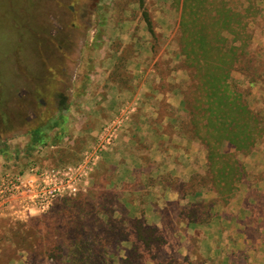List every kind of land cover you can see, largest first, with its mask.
Instances as JSON below:
<instances>
[{
	"label": "rangeland",
	"instance_id": "1",
	"mask_svg": "<svg viewBox=\"0 0 264 264\" xmlns=\"http://www.w3.org/2000/svg\"><path fill=\"white\" fill-rule=\"evenodd\" d=\"M129 56L182 90V104L167 112L207 152L203 171L177 185L182 201L161 204L160 224L140 217L165 236L148 248L137 240L140 260L135 226L126 223L138 217L128 216L115 183H104L115 173H96L138 102L124 103L102 124L90 110L95 75L117 77ZM117 119V140L87 190L45 213L0 205V264H82L85 248L105 253L107 264H264V221L252 230V251L210 246L236 236L211 235L216 212L235 223L234 232L240 215L256 221L264 214V0H0V172L77 161ZM155 195L135 198L139 209ZM84 256V264H96L93 254Z\"/></svg>",
	"mask_w": 264,
	"mask_h": 264
},
{
	"label": "crops",
	"instance_id": "2",
	"mask_svg": "<svg viewBox=\"0 0 264 264\" xmlns=\"http://www.w3.org/2000/svg\"><path fill=\"white\" fill-rule=\"evenodd\" d=\"M125 59L124 68L117 71V77L109 70L105 71V75L98 73L94 77L90 110H93L94 118L100 124L117 114L124 103L132 105L138 102L136 112L130 115L131 119L125 125L116 146L104 153L96 173L103 176H107V172L115 173V180L104 183H115L114 186L121 190L128 216L143 217L151 224H160L161 204L164 201L178 200V197L182 201L183 194L177 185H187L195 173L203 171L207 152L191 140L188 133L182 132L181 126H177L178 118L167 112V109L176 105V101L178 104L183 102L182 90L171 84L170 76L167 78L163 73L151 70L141 63L140 58L137 60L129 56ZM130 65L136 68L132 69ZM123 70L125 73L122 74ZM173 179L176 184H173ZM140 195L143 198L155 195V199L146 200L142 205L143 209H139V201L135 198ZM236 221L237 229L234 232L231 231V226L235 223L232 220L225 222L222 212H216L212 218L211 235L219 238L221 235L234 234L235 241L228 245L229 238L227 242L215 246L213 240L211 245L208 240L206 245H210L212 251H226L227 248L237 252L246 249L252 251V230L260 228L264 214L255 221L253 215L245 213ZM188 224L192 225V222ZM248 226L249 229L246 230Z\"/></svg>",
	"mask_w": 264,
	"mask_h": 264
},
{
	"label": "built area",
	"instance_id": "3",
	"mask_svg": "<svg viewBox=\"0 0 264 264\" xmlns=\"http://www.w3.org/2000/svg\"><path fill=\"white\" fill-rule=\"evenodd\" d=\"M118 129V119L104 126L99 140L77 161L55 166L32 162L22 170L5 167L0 172V205L15 203L28 213H45L60 199L87 190L102 154L117 140Z\"/></svg>",
	"mask_w": 264,
	"mask_h": 264
},
{
	"label": "trees",
	"instance_id": "4",
	"mask_svg": "<svg viewBox=\"0 0 264 264\" xmlns=\"http://www.w3.org/2000/svg\"><path fill=\"white\" fill-rule=\"evenodd\" d=\"M206 36L207 35L205 34V37ZM205 37L204 38H201L200 42L205 41L207 39V37L206 38ZM213 90H214V87H213ZM208 95H210V96L212 95L211 97L215 101H217L221 106H223L222 100H224V99L222 98L221 95L219 97H217V98H214V95H213L212 92H210ZM219 98H222V99L220 100ZM208 101L210 103V107L212 108V102H213V100H211V99L208 98ZM225 103H227V101H225ZM239 110H240V112H244L245 111L244 108H241ZM215 115H217V114H215ZM227 115L221 114V115H219V118H222V121L225 122V124L226 123L228 124V125L226 124L227 127H230V126L234 127V123H236V120L235 119H231L229 121V119H227ZM220 122H219V124H220ZM217 123H218V121L215 122V120L213 119V124H214L215 130L216 131L217 130L221 131L220 126ZM222 133L223 132H221V135H222ZM231 142L237 144V142L235 140H233V139L231 140ZM119 223L121 225H123V224H125V220H121ZM126 223H128V224H130L132 226H135L134 228H135L136 234H134V235H136V237H135L136 240H131L132 242L135 243V246H134V250H135V253H136V255H134V258L135 259H139V260L141 259V256L139 255V252H137V249L139 248L138 247L139 245L137 244V242H138L137 240H139V242L144 243L147 248L148 247H151V246H154L153 244L156 241L158 242V245H160L161 243H164L165 242V240H164V238H165V236H164V230L162 228L156 226V225L148 224L147 221L145 219H143V218H135L133 220H126ZM81 232H83V231L81 230ZM82 236H83L82 234H79V237L80 238ZM76 240L77 239H75V242H76ZM85 251L88 252V255L89 256H90V254H93V256L96 258L94 261H92L93 263L96 261V264H107V262L105 261V259L102 257V254H105V253L98 252V251H96L94 249H90V248H87V249L85 248V250H83L82 254L81 253L78 254L79 260L82 262V264H84L83 262H85V259H86L85 256H84ZM88 258L90 259V257H88ZM127 264H141V262L140 261H134V260L131 261V260L128 259V263Z\"/></svg>",
	"mask_w": 264,
	"mask_h": 264
}]
</instances>
